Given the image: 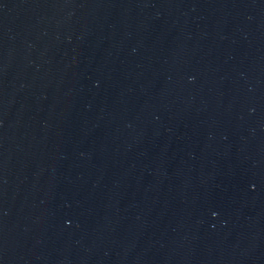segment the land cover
<instances>
[{"label": "water", "instance_id": "1", "mask_svg": "<svg viewBox=\"0 0 264 264\" xmlns=\"http://www.w3.org/2000/svg\"><path fill=\"white\" fill-rule=\"evenodd\" d=\"M0 264H264V0H0Z\"/></svg>", "mask_w": 264, "mask_h": 264}]
</instances>
